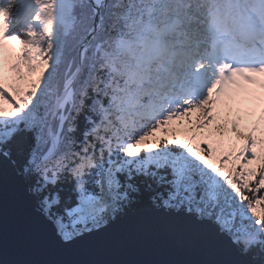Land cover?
Instances as JSON below:
<instances>
[{
    "label": "snow or ice",
    "instance_id": "1",
    "mask_svg": "<svg viewBox=\"0 0 264 264\" xmlns=\"http://www.w3.org/2000/svg\"><path fill=\"white\" fill-rule=\"evenodd\" d=\"M2 166L65 244L264 264V0H0Z\"/></svg>",
    "mask_w": 264,
    "mask_h": 264
},
{
    "label": "water",
    "instance_id": "2",
    "mask_svg": "<svg viewBox=\"0 0 264 264\" xmlns=\"http://www.w3.org/2000/svg\"><path fill=\"white\" fill-rule=\"evenodd\" d=\"M133 219L65 244L34 211L19 178L0 167V264H203L218 258L200 243L133 233Z\"/></svg>",
    "mask_w": 264,
    "mask_h": 264
},
{
    "label": "rangeland",
    "instance_id": "3",
    "mask_svg": "<svg viewBox=\"0 0 264 264\" xmlns=\"http://www.w3.org/2000/svg\"><path fill=\"white\" fill-rule=\"evenodd\" d=\"M4 168H5V171H6L7 175L11 174V169L10 168H8L7 166H4Z\"/></svg>",
    "mask_w": 264,
    "mask_h": 264
}]
</instances>
